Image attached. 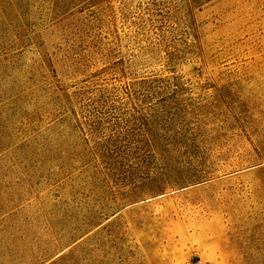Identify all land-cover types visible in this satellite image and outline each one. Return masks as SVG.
Masks as SVG:
<instances>
[{"label":"rangeland","instance_id":"1","mask_svg":"<svg viewBox=\"0 0 264 264\" xmlns=\"http://www.w3.org/2000/svg\"><path fill=\"white\" fill-rule=\"evenodd\" d=\"M0 264H264V0H0Z\"/></svg>","mask_w":264,"mask_h":264}]
</instances>
